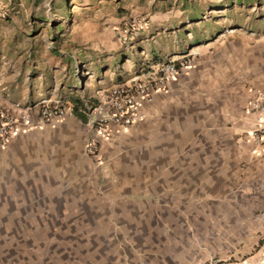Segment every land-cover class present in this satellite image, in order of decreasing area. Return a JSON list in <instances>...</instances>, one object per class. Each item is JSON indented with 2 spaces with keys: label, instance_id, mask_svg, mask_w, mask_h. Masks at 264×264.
Listing matches in <instances>:
<instances>
[{
  "label": "crops",
  "instance_id": "obj_1",
  "mask_svg": "<svg viewBox=\"0 0 264 264\" xmlns=\"http://www.w3.org/2000/svg\"><path fill=\"white\" fill-rule=\"evenodd\" d=\"M140 1L54 4L64 14L40 20L38 35L56 45L33 52L42 65L0 68L7 113L75 111L0 150V232L2 217L22 227L20 218L40 216L42 232L86 234L106 264H248L264 237V150L248 106L264 94V29L225 33L213 9L192 14L191 0ZM187 53L191 66L145 104L142 121L109 128L103 164L86 156L83 113L98 96ZM79 65L90 76L86 96L75 95Z\"/></svg>",
  "mask_w": 264,
  "mask_h": 264
},
{
  "label": "rangeland",
  "instance_id": "obj_2",
  "mask_svg": "<svg viewBox=\"0 0 264 264\" xmlns=\"http://www.w3.org/2000/svg\"><path fill=\"white\" fill-rule=\"evenodd\" d=\"M65 1L0 0V68L11 72L19 62L18 66L24 69L31 60H37L42 65L43 58L33 57V52L50 50L56 45L38 32L47 26V22L42 21L62 17L64 10L54 9L53 6H61ZM191 1L192 14L205 10L206 14H203L207 15L209 7V10H214L211 14L225 20L229 28L225 33L234 32L241 26L249 28L256 25L264 29V0ZM74 75L76 86H79L75 95L86 96L89 74L79 65L74 68ZM40 220V216L20 218L22 227H13L12 218H1L5 227L0 232V264H106V251L91 246L86 234L76 232L74 228L70 229L72 232L69 228L42 232L41 228L34 227Z\"/></svg>",
  "mask_w": 264,
  "mask_h": 264
},
{
  "label": "built area",
  "instance_id": "obj_3",
  "mask_svg": "<svg viewBox=\"0 0 264 264\" xmlns=\"http://www.w3.org/2000/svg\"><path fill=\"white\" fill-rule=\"evenodd\" d=\"M144 23L145 20L139 19L130 27ZM193 59L194 54L187 53L180 59L168 60L155 71L147 73L145 78L119 84L100 94L96 105L83 113L90 132V137L84 146L86 156L92 158L97 165H102L100 140L106 137L109 128L114 126L126 128L142 121L145 118V104L150 103L155 93L164 89L180 72L188 69ZM248 106L258 121L257 127L252 132L254 144L264 150V94H257ZM15 108L17 112L14 114L0 108V150H5L13 137L20 132L34 130L57 119L75 116L72 107L62 104L42 106L37 113H34L36 106L23 108L15 106ZM206 264L226 263L210 259ZM248 264H264V237L255 253V258L248 261Z\"/></svg>",
  "mask_w": 264,
  "mask_h": 264
}]
</instances>
